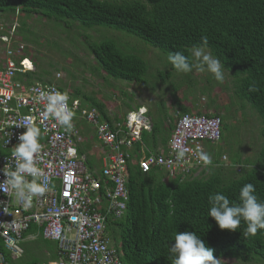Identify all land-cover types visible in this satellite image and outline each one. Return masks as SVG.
Here are the masks:
<instances>
[{
    "label": "trees",
    "instance_id": "16d2710c",
    "mask_svg": "<svg viewBox=\"0 0 264 264\" xmlns=\"http://www.w3.org/2000/svg\"><path fill=\"white\" fill-rule=\"evenodd\" d=\"M0 12L39 15L66 27L77 23L87 30L95 26L113 28L158 49L167 57L182 52L190 62L192 50L198 47L206 48L218 58L223 70L233 76L235 98L246 100L260 120L261 146L256 157L245 160L240 172L228 178H222L217 167L207 177L191 175L180 181L155 168L141 172L137 165L142 155L141 143L137 142L131 153L132 160L127 162L125 212L110 220L108 239L122 264H172L170 245L177 232L185 231L196 232L206 246L213 249L214 258L264 261V229H259L255 236L245 237L243 221L233 232L221 230L215 220L208 217L210 195L223 194L231 203H239L240 189L248 183L255 186V195L264 202V0H0ZM202 37H207V45L202 44ZM84 39L98 67L107 76L130 83H146L144 75L148 65L136 55L138 49L127 46L130 51H124V46L120 48L111 39L95 42L86 35ZM167 57L164 60L171 65ZM31 75L32 72L25 74L26 83H30ZM67 89L71 101L79 98V107L96 109L106 122L124 116L123 113L111 116L102 102L85 97L69 85ZM179 110V114L188 113L185 106ZM211 115L220 117L216 113ZM160 118L153 121L150 131L141 135L146 155L148 151L156 152L158 143L160 152L164 153L172 136L175 121L170 119L167 123L165 116ZM87 142L77 148L79 154L86 155L87 167L92 172L95 157ZM96 152L100 163L104 150ZM210 154L213 155V151ZM230 163V166L235 165L239 159L233 157ZM215 164L218 158L214 156L213 162L205 168ZM98 192L104 194L102 188ZM33 232L35 226L31 225L23 236ZM26 253L24 247L23 256ZM4 254L11 264L45 262L27 260L23 256L13 262L6 252ZM49 256L56 259V247L50 250Z\"/></svg>",
    "mask_w": 264,
    "mask_h": 264
},
{
    "label": "built area",
    "instance_id": "2783aa9c",
    "mask_svg": "<svg viewBox=\"0 0 264 264\" xmlns=\"http://www.w3.org/2000/svg\"><path fill=\"white\" fill-rule=\"evenodd\" d=\"M0 38L9 48L8 36ZM10 49L0 62V170L13 159L18 136L26 131L17 124L28 122L40 129L41 147L34 159L42 175L25 174L23 180L25 185L45 179L47 183L42 194L32 195L25 188L23 197L18 190L0 184V264H11L4 252L12 261L21 257L22 243L35 238L32 234L23 236L31 225L38 227L43 239L57 243V260L40 264H122L108 239V226L111 219L125 211L130 152L137 142L142 143V132L151 129L146 109L139 107L126 112L120 120L106 122L96 109L79 107L77 100L71 101L55 84L26 83L25 74L32 69L30 61L25 57L17 61L15 57L23 46L19 45L15 52ZM55 92L68 97L73 113L71 128L44 115L46 97ZM76 119L89 124L96 142L106 149L96 176L87 167L86 155L78 153L83 135L75 125ZM220 139L219 116L182 114L175 119L166 151L143 154L137 164L143 173L156 168L182 181L208 166L200 160V154H204L205 144H215ZM180 152L183 156H179ZM5 179L0 171V182ZM101 188L102 195L98 192Z\"/></svg>",
    "mask_w": 264,
    "mask_h": 264
},
{
    "label": "rangeland",
    "instance_id": "374dc122",
    "mask_svg": "<svg viewBox=\"0 0 264 264\" xmlns=\"http://www.w3.org/2000/svg\"><path fill=\"white\" fill-rule=\"evenodd\" d=\"M3 34L8 36V42L11 40L10 50L15 52L19 45L23 46L22 51L15 52L16 60L25 57L34 65L35 71L32 72L30 82L55 84L63 87L65 92L68 91L69 85L72 89H78L85 97L102 102L110 115L121 116L122 113L139 106L146 109V116L151 124L162 116L166 117L167 123L170 119L175 120L182 106H185L190 114L220 115L223 118L221 139L216 144L205 145V150L213 151V155L218 158V164L202 171L197 169L196 175L207 177L220 167L221 177L228 178L232 173L240 172L244 161L253 160L259 151L260 120L246 100L235 98L233 76L229 71L223 70L225 79L222 83L216 81L207 71L200 72L193 68L188 73L178 72L164 60L166 54H163L164 57L158 49L144 45L125 32L101 26L87 30L79 27L77 23L66 27L61 22L57 23L34 14L25 16L21 13L0 12V36ZM85 35L95 42L103 38L111 39L120 48L124 46V51H130L127 46L133 50L138 49L139 53H134L148 65L144 75L146 83H130L107 76L87 49ZM9 48L0 38L1 63L5 60V53ZM203 49L209 53L206 48ZM191 62H196L193 55ZM75 125L83 135L79 146L84 147L88 139L87 143L91 145L95 157L94 171L98 172L101 165L96 151L102 149L104 154L106 150L94 140V131L89 124L76 119ZM156 150H161L160 143L157 144ZM207 155L213 162L214 156ZM221 155L225 158H221ZM233 157L239 159V163L230 166ZM23 244L27 249L24 259L45 262L52 260L49 256L50 250L56 247L55 242L43 238L27 239ZM53 262L55 259L49 263ZM220 262L264 264V261L246 262L237 258L220 259Z\"/></svg>",
    "mask_w": 264,
    "mask_h": 264
},
{
    "label": "clouds",
    "instance_id": "9594fccd",
    "mask_svg": "<svg viewBox=\"0 0 264 264\" xmlns=\"http://www.w3.org/2000/svg\"><path fill=\"white\" fill-rule=\"evenodd\" d=\"M201 40L202 44L207 45V37H202ZM192 55L196 61L195 63L190 62L189 58L182 52L171 53L168 55L167 59L178 72L188 73L195 68L200 72L207 71L211 73L214 79L218 82L222 83L224 81L225 76L223 65L218 58L212 56L210 53H206L202 47L193 49ZM30 64L32 69L27 72H34V65H32L31 62ZM46 100L47 104L44 112L45 117L51 115L55 117L60 124L71 128L73 113L68 107V97L59 92H55L49 93ZM128 111H132V109ZM180 115L182 114L178 113L176 117ZM17 126L25 127L26 131L18 136L19 143L14 146L12 152L13 159L11 161L8 160L4 168L0 170L6 177V179L3 182H0V184H5L10 189L18 190L21 197L25 195V188L27 189V192L32 195L42 194L45 191L47 183L46 179L40 183L34 180L26 185L23 180L25 174L33 177H39L42 175L39 169L35 167L34 159V157L40 152V129L28 122L17 124ZM140 148L143 149L142 154L146 155V150L142 143ZM131 151H133V148ZM158 151L159 150H156V152ZM149 153L155 152L148 151L147 155H149ZM207 154H210V151H205L204 154L201 153L199 158L205 165H210L212 163L211 157ZM179 156H183V152H180ZM131 160L132 157H130L128 161L130 162ZM192 177H194V175ZM209 204L211 207L208 212V217L213 218L221 230L234 232L240 227L241 221L246 224V228L243 231L245 237L255 236L259 229H264V202L258 200V197L255 195V186L252 183L245 184L240 189L239 203H231L225 195L217 193L209 196ZM169 252L172 264H221L220 259L214 258L213 249L206 246L205 242L202 241L194 231H185L183 233L177 232L174 237V242L170 245Z\"/></svg>",
    "mask_w": 264,
    "mask_h": 264
},
{
    "label": "crops",
    "instance_id": "0c3cea01",
    "mask_svg": "<svg viewBox=\"0 0 264 264\" xmlns=\"http://www.w3.org/2000/svg\"><path fill=\"white\" fill-rule=\"evenodd\" d=\"M85 139H86V137H85ZM86 140H88V139H86ZM205 145H207V144H205ZM205 145H204V147H205ZM208 149H206L205 151H207ZM209 151V150H208ZM143 155V154H142ZM100 165L102 166V163H101V161H100ZM95 166V165H94ZM101 166H100V168H101ZM96 169V168H95ZM203 168H201V170H202ZM93 170H94V167H93ZM100 170V169H99ZM98 170V171H99ZM95 172V171H94ZM97 173H99V172H95V174H97ZM35 226V232H33V233H31L32 235H35V240L38 238V237H41V235H40V233L38 234V227L36 226V225H34ZM41 230V229H40ZM31 234H28V235H31ZM28 235H26V236H28ZM42 238V237H41ZM33 239V240H34ZM47 240V239H46ZM26 241V240H25ZM54 242V241H53ZM23 244V243H22ZM55 244H56V256H57V243L55 242ZM24 245V244H23ZM24 247L25 246H22V248L24 249ZM25 251V250H24ZM26 251H27V249H26ZM23 256V254L21 255V257ZM51 257V256H50ZM57 258L58 257H56V259H55V261L57 260ZM16 261V259L15 260H13V262H15ZM39 261V260H38ZM50 261H52V260H49V262ZM47 262V261H46Z\"/></svg>",
    "mask_w": 264,
    "mask_h": 264
}]
</instances>
